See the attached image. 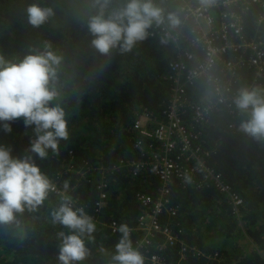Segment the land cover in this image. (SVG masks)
Segmentation results:
<instances>
[{
	"label": "trees",
	"instance_id": "obj_1",
	"mask_svg": "<svg viewBox=\"0 0 264 264\" xmlns=\"http://www.w3.org/2000/svg\"><path fill=\"white\" fill-rule=\"evenodd\" d=\"M163 1L153 3L164 10L166 18L171 14L181 21L178 3ZM195 1L199 4L203 0ZM125 2L111 0L104 9L105 16ZM32 4L53 9V16L38 28L28 23L27 8ZM99 11V6L87 11L80 0H0V56L19 63L29 54L45 51V45L50 44L62 58L52 82L59 93L53 104H59L66 113L69 139L60 142L58 155L49 151L46 159L34 154L33 158L42 173L62 189L68 181L67 193L96 219L94 240L86 239L90 255L78 264H112L111 254L120 238L111 230L113 223H126L133 229V244L142 237L137 229L144 208L138 195L154 196L159 180L150 171L135 176L125 168L108 173L106 169L139 157L134 127L137 113L148 109L163 114L173 86L166 78L177 58L175 45L162 43L156 31L155 37L138 42L130 52L116 48L111 55H101L91 45L93 37L87 27L89 17ZM258 14L259 9L254 8L247 15L249 38L264 37V26L255 22ZM66 19L70 21L67 29L62 25ZM153 30L152 26L148 32ZM207 91L206 82L200 81L188 95L204 102ZM248 119L236 121L232 130L229 115L222 112L198 128L202 144L211 151L208 164L245 199L247 207L239 219L228 198L215 187L198 189L176 181L170 196L178 209L173 226L188 248L206 255L188 252L181 264H264V140L257 141L239 130L240 123ZM11 128V133H5L0 124V145L10 147L13 157H23L34 139L33 130L24 126L23 119L11 123ZM103 193L107 199L99 207ZM60 203V197L49 193L36 210L26 209L17 214V222L0 224V264H58L57 233L68 231L52 223L51 213ZM173 247L152 252L164 264H177L179 247Z\"/></svg>",
	"mask_w": 264,
	"mask_h": 264
},
{
	"label": "built area",
	"instance_id": "obj_2",
	"mask_svg": "<svg viewBox=\"0 0 264 264\" xmlns=\"http://www.w3.org/2000/svg\"><path fill=\"white\" fill-rule=\"evenodd\" d=\"M167 1L178 3L181 21L171 26L165 17L166 22L159 27L153 25L154 30L148 35L155 37L156 31L162 43L170 42L176 47L177 58L170 64V75L166 78L173 84L167 107L161 116L148 109L137 113L134 127L138 132L135 148L139 157L106 169L108 173L125 168L135 176L150 171L159 180L154 196L138 195L144 208L137 229L142 237L133 245L148 264H164L152 251L162 252L176 245L177 264L185 260L188 252L206 257L203 252L188 248L173 226L178 209L172 205L170 196L176 181L194 184L198 189L215 187L228 198L234 215L240 219L247 203L208 164L211 151L202 144L198 128L207 126L215 114L225 112L231 119L229 128L235 130L236 121L250 118L248 112L239 111L233 103L239 91L243 88L264 91V37L249 38L245 27L247 15L254 8L259 9L256 24L264 26V0H211L210 3L203 0L199 4L195 0ZM200 81H205L208 89L204 102L188 95ZM53 183L57 191L51 194L60 198L62 194L69 195L58 182ZM106 199L103 193L98 206L102 207ZM73 201L81 207L80 201ZM118 226L111 225L113 233H117ZM162 239L165 241L160 242Z\"/></svg>",
	"mask_w": 264,
	"mask_h": 264
},
{
	"label": "clouds",
	"instance_id": "obj_3",
	"mask_svg": "<svg viewBox=\"0 0 264 264\" xmlns=\"http://www.w3.org/2000/svg\"><path fill=\"white\" fill-rule=\"evenodd\" d=\"M111 0H96L100 11L89 17L88 31L93 37L91 45L101 55H111L119 48L122 53L144 41L148 29L166 22L164 10L153 0H126L123 7L107 17L104 9ZM210 3L211 0H205ZM52 8L32 4L27 8L28 23L40 27L53 16ZM171 26L179 21L171 14L167 17ZM61 57L45 45V51L29 54L19 63L6 61L0 56V124L5 133H11V123L23 119L24 126L31 128L34 139L30 141L28 154L13 157L12 149L0 145V224L17 222V214L25 210L34 211L43 205L50 192H56V185L42 173L33 158L43 160L49 151L58 155L60 142L69 139L68 120L64 109L53 104L59 93L52 87L57 73L56 66ZM233 103L241 112H248L250 118L242 121L239 130L253 139L264 140V91L243 88ZM64 192L69 190L65 181ZM52 223L68 231H60L57 256L58 264H78L88 258V241L94 240L97 225L85 208L77 207L72 197L62 194L59 207L51 213ZM120 238L111 254L112 264H145V257L131 239L132 229L122 223L115 229ZM103 251V249H102Z\"/></svg>",
	"mask_w": 264,
	"mask_h": 264
},
{
	"label": "rangeland",
	"instance_id": "obj_4",
	"mask_svg": "<svg viewBox=\"0 0 264 264\" xmlns=\"http://www.w3.org/2000/svg\"><path fill=\"white\" fill-rule=\"evenodd\" d=\"M80 1L83 2L85 9L87 11H89V12L93 11L94 9H96L99 6L98 4H96V0H80ZM80 6L82 7V5H80ZM59 17H60V15H59ZM59 22H61V21H59ZM69 24H70L69 19H66V23H65V21L62 23V25H64V27L66 29H67V27H68ZM238 243L240 245H242V242L241 241H239Z\"/></svg>",
	"mask_w": 264,
	"mask_h": 264
},
{
	"label": "crops",
	"instance_id": "obj_5",
	"mask_svg": "<svg viewBox=\"0 0 264 264\" xmlns=\"http://www.w3.org/2000/svg\"><path fill=\"white\" fill-rule=\"evenodd\" d=\"M20 230H21V233H20V235L23 237V235H24V232L22 233V228H21Z\"/></svg>",
	"mask_w": 264,
	"mask_h": 264
}]
</instances>
